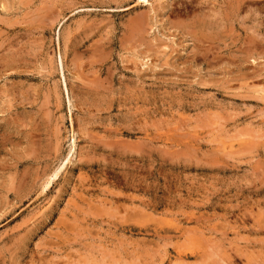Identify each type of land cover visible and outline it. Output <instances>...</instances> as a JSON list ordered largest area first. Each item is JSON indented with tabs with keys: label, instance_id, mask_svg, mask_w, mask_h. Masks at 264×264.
I'll return each instance as SVG.
<instances>
[{
	"label": "rangeland",
	"instance_id": "1",
	"mask_svg": "<svg viewBox=\"0 0 264 264\" xmlns=\"http://www.w3.org/2000/svg\"><path fill=\"white\" fill-rule=\"evenodd\" d=\"M144 2L0 0V264H264V0Z\"/></svg>",
	"mask_w": 264,
	"mask_h": 264
},
{
	"label": "bare ground",
	"instance_id": "2",
	"mask_svg": "<svg viewBox=\"0 0 264 264\" xmlns=\"http://www.w3.org/2000/svg\"><path fill=\"white\" fill-rule=\"evenodd\" d=\"M142 1H143V3H145V2H144L145 0H142ZM223 1H224V0H223ZM53 2H54V1H53ZM198 2H199V1H198ZM207 2H210V1H207ZM228 2H229V1H228ZM232 2H233V1H232ZM235 2H236V1H235ZM184 3H185V2H184ZM211 3H212V2H211ZM214 3H215V1L213 2V5H214ZM229 3H230V2H229ZM242 3H243V2H242ZM224 4H225V3H224ZM180 5H181V3H180ZM200 5H201V4H200ZM204 5H205V4H204ZM234 5H235V4H234ZM238 5H239V4H238ZM191 6H192V5H191ZM191 6H190V7H191ZM197 6H198V5H197ZM197 6H196V7H197ZM219 6H220V5H219ZM221 6H222V5H221ZM184 7H185V6H184ZM202 7H203V6H202ZM206 7H207V5H206ZM213 7H214V6H213ZM213 7H212V8H213ZM212 8H211V9H212ZM194 9H195V8H194ZM204 9H205V8H204ZM227 9H228V8H227ZM236 10H237V9H236ZM236 10H235V11H236ZM206 11H207V10H206ZM209 11H211V10H209ZM212 11H213V10H212ZM237 11H239V9H238ZM204 12H205V11H204ZM221 12H222V11H221ZM207 13H208V11H207ZM217 13H218V12H217ZM236 13H237V12H236ZM218 14H219V13H218ZM208 15H209V14H208ZM222 15H223V14H222ZM226 15H227V14H226ZM226 15H225V16H226ZM231 15H232V14H231ZM138 17H139V16H138ZM141 17H142V16H141ZM194 17H195V16H194ZM204 17H205V16H204ZM209 17H210V16H209ZM219 17H220V16H219ZM229 18H230V16H229ZM134 19H135V18H134ZM134 19H133V20H134ZM137 19H138V18H137ZM220 19H221V17H220ZM141 20H143V19H141ZM141 20H140V21H141ZM215 20H216V19H215ZM215 20H214V21H215ZM221 20H222V19H221ZM209 21H210V20H209ZM218 21H219V20H217V22H218ZM146 22H147V21H146ZM143 24H144V23L139 24V25H140L139 28H141V25H143ZM213 24H214V23H213ZM135 25H136V24H135ZM136 26H137V25H136ZM143 26H144V25H143ZM143 26H142V28H144ZM129 28H130V27H129ZM129 28H128V29H129ZM132 29L134 30V28H132ZM144 29H145V28H144ZM140 30H143V29H139V31H140ZM136 32H138V31H136ZM140 32H141V31H140ZM143 32H144V31H143ZM144 33H145V32H144ZM144 33H143V34H144ZM139 35H140V34H139ZM141 35H142V33H141ZM133 37H134V36H133ZM208 38H209V37H208ZM214 38H215V37H214ZM127 39H128V38H127ZM131 39H132V38H131ZM205 39H206V38H205ZM136 40L138 41V39H136ZM136 40H135V41H136ZM127 41H128V40H127ZM137 41H136V42H137ZM139 41H140V40H139ZM139 41H138V43H139ZM143 41H144V40H143ZM129 42H130V40H129ZM136 42H135V44H137ZM146 43H147V42H146ZM133 44H134V43H133ZM204 58H205V57H204ZM252 74H253V73H252ZM260 92H261V91H260ZM261 93H262V92H261ZM145 135H146V134H145ZM142 142H143V141H142ZM71 147H72V145H71ZM70 150H71V149H70ZM53 172H54V171H53ZM55 176H56V173H54V174L52 175L51 179L54 178ZM47 178H48V177H47ZM49 183H50V178H49V181L47 180L46 185H49ZM46 185H45V186H46ZM45 186H44V187H45ZM44 187H43V188H44ZM151 219H152V218H151Z\"/></svg>",
	"mask_w": 264,
	"mask_h": 264
}]
</instances>
